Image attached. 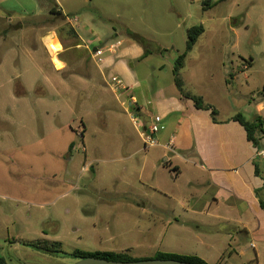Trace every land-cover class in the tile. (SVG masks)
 Segmentation results:
<instances>
[{
	"label": "rangeland",
	"instance_id": "rangeland-1",
	"mask_svg": "<svg viewBox=\"0 0 264 264\" xmlns=\"http://www.w3.org/2000/svg\"><path fill=\"white\" fill-rule=\"evenodd\" d=\"M194 1L189 18L174 16L182 0H0V146L8 153L0 165L6 179L0 186H8L0 190V264H77L74 250L140 259L170 252L164 217L127 200L129 185L141 182L126 157L163 151L145 146L143 119L134 124L125 98L102 82L103 63L92 53L103 50L105 60L116 35L127 40L129 30L170 40L167 19L176 25L186 16V26L205 29L182 71L189 90L206 92L204 101L215 108L255 109L252 98L264 93V0H209L208 7ZM55 2L64 16L52 9ZM182 36L176 29V47L164 52L167 84L170 66L186 50ZM49 38L65 51L56 62L45 48ZM149 48L154 82L161 57L155 44ZM237 70L229 93L225 79ZM28 241L61 243L66 253L50 254Z\"/></svg>",
	"mask_w": 264,
	"mask_h": 264
},
{
	"label": "crops",
	"instance_id": "crops-1",
	"mask_svg": "<svg viewBox=\"0 0 264 264\" xmlns=\"http://www.w3.org/2000/svg\"><path fill=\"white\" fill-rule=\"evenodd\" d=\"M199 2L203 5V0ZM193 6H196L194 0H182L174 16L192 18ZM60 8L55 2L52 9L64 16ZM186 16L176 25L167 19L171 23L166 22L163 29L170 40L161 43L148 34L132 31L158 47L156 52L161 61L153 67V74L158 76L154 82L146 65L154 54L150 50L145 56L144 47L129 34L127 40L116 35L118 40L110 47L119 42L120 46L114 53H107L100 67L102 82L109 85L110 78L118 77L128 88L121 93L112 91L118 100L125 98L122 105L129 115L135 111L138 119H143V129L152 115L164 119L165 130L158 135L156 146L162 149L161 155L133 153L126 157L127 165L139 172L141 182L140 186L129 185L127 200L140 206L144 214L164 217L162 233L164 238L168 237L170 252L167 253L197 256L208 264H264V210L261 205L264 202V160L256 157L257 151L264 148V126L255 134L258 142L255 145L244 127L233 120L243 114L247 121L254 122L258 117L264 121V93L257 99L252 98L249 107L255 106V109L243 112L238 105L223 109L215 105L218 115L214 122L210 111L198 110L191 100L181 95L175 85V64L170 66L172 79L167 84L161 76L166 67L164 52L176 47V29L182 30L181 40L186 47L190 28L186 26ZM231 32L236 34V29L232 28ZM48 40L55 46L54 57L58 59L57 54L61 57L65 51L58 50L54 38ZM82 47L78 44L76 49ZM45 48L51 52L49 44ZM53 60L56 62L55 58ZM143 65L146 68L142 69ZM228 75L225 82L230 93L229 83L236 79L238 70ZM183 81L187 92L208 101L206 92H192L188 88V78ZM168 145H172L173 152L167 149ZM3 154H8L7 149L0 146V165H3ZM164 172L167 173L162 178ZM8 179L10 190H16L13 180ZM5 180V176L0 175V183L4 184ZM7 187L1 185L0 190H7ZM32 188V183L26 185L27 191L32 192ZM17 189L18 192L23 190Z\"/></svg>",
	"mask_w": 264,
	"mask_h": 264
},
{
	"label": "trees",
	"instance_id": "trees-1",
	"mask_svg": "<svg viewBox=\"0 0 264 264\" xmlns=\"http://www.w3.org/2000/svg\"><path fill=\"white\" fill-rule=\"evenodd\" d=\"M210 4L209 0H206L203 2L204 7H208ZM205 9V8H204ZM61 14V13H60ZM205 33V29L203 25L194 26L187 31V44H186V50L184 53L180 54L175 62L174 67V76H175V85L181 95L191 100L194 103V106L198 110H204V111H210L211 116L214 120V122H217V115L218 111L211 105L207 104L203 98L193 95L185 90V84L182 78V71L185 68L186 58L189 52H191L194 47L196 46L199 38ZM76 35V33H73ZM128 34L130 38H132L135 42L142 45L145 49V56L150 54V41L147 40L145 37L136 34L132 31H128ZM77 37V36H76ZM251 66V63H250ZM264 91V90H263ZM234 121L239 122L244 129L246 130L248 134V138L250 141H252L255 145H258V142L255 139V134L263 129L264 121L260 117L256 119L254 122L247 121L243 115L239 114L233 118ZM73 145L70 146V150H72ZM262 208L264 210V202L261 203ZM26 246L36 248L38 250H42L45 252H48L50 254H63L66 253L61 248V243H54L49 241H34V242H25ZM72 256L75 258L82 260L87 258H99V259H105L108 261H114V262H137V261H145V260H176V261H182L185 263L190 264H208L203 259L197 257V256H183L178 254H171V253H157L153 258H135L130 253L125 252H88V251H82V250H74L71 253Z\"/></svg>",
	"mask_w": 264,
	"mask_h": 264
},
{
	"label": "built area",
	"instance_id": "built-area-1",
	"mask_svg": "<svg viewBox=\"0 0 264 264\" xmlns=\"http://www.w3.org/2000/svg\"><path fill=\"white\" fill-rule=\"evenodd\" d=\"M78 19L75 18L74 22H77ZM70 23H73V20L69 19ZM117 46H120V42L116 45H111V47L107 50L106 53H114ZM94 60L97 61V63H103L105 52L101 49H96L95 52L92 53ZM244 69H247V67H244ZM109 82L112 85V89L116 93L125 92L128 90V88L123 84V82L118 77H112ZM136 109V108H135ZM131 119L134 122V124H137L138 117L135 115V111H132L130 113ZM150 123L147 125V127L144 129V132L142 133L143 142L146 147H155L158 145V135L165 130V124L164 119L159 115H152L150 117ZM167 149L170 152H173L172 145H168ZM256 157L258 159L264 160V148L257 151Z\"/></svg>",
	"mask_w": 264,
	"mask_h": 264
},
{
	"label": "water",
	"instance_id": "water-1",
	"mask_svg": "<svg viewBox=\"0 0 264 264\" xmlns=\"http://www.w3.org/2000/svg\"><path fill=\"white\" fill-rule=\"evenodd\" d=\"M77 264H190L176 260H145L137 262H114L99 258H87L80 260Z\"/></svg>",
	"mask_w": 264,
	"mask_h": 264
},
{
	"label": "bare ground",
	"instance_id": "bare-ground-1",
	"mask_svg": "<svg viewBox=\"0 0 264 264\" xmlns=\"http://www.w3.org/2000/svg\"><path fill=\"white\" fill-rule=\"evenodd\" d=\"M48 43H49V48H50V50H51V52L53 53V54H55L56 53V50H55V46L50 42V40H48ZM46 46V45H45ZM50 56H52V55H50ZM55 57L53 56V59H54ZM55 65H56V63H55ZM59 69V68H58ZM61 69V68H60Z\"/></svg>",
	"mask_w": 264,
	"mask_h": 264
}]
</instances>
